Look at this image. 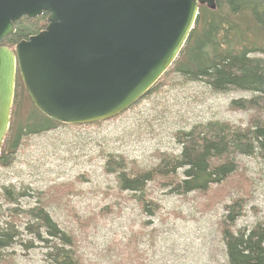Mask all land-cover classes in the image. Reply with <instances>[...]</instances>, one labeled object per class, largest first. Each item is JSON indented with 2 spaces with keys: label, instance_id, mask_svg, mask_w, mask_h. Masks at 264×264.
I'll return each mask as SVG.
<instances>
[{
  "label": "rangeland",
  "instance_id": "rangeland-1",
  "mask_svg": "<svg viewBox=\"0 0 264 264\" xmlns=\"http://www.w3.org/2000/svg\"><path fill=\"white\" fill-rule=\"evenodd\" d=\"M153 86L111 119L60 125L22 138L10 164H0V223L13 221L16 231L7 249L11 261L46 264L50 236L38 219L21 213L40 203L57 228L72 234L81 264H228L218 227L225 205L237 197L246 203L236 228L264 223V162L257 157L238 158L233 178L242 187L228 189L232 192L225 191L210 207V195L173 197L150 185V198L159 207L144 210L104 172L110 154L148 168L156 164L159 152L179 154L178 131L214 120L246 126L251 115L230 105L250 98L249 92L213 94L202 82L190 83L168 72ZM13 102L10 140L18 121L33 110L19 86Z\"/></svg>",
  "mask_w": 264,
  "mask_h": 264
},
{
  "label": "trees",
  "instance_id": "trees-1",
  "mask_svg": "<svg viewBox=\"0 0 264 264\" xmlns=\"http://www.w3.org/2000/svg\"><path fill=\"white\" fill-rule=\"evenodd\" d=\"M46 17L43 13L20 18L13 24L14 33L0 41V46L13 50L20 41L42 31L47 25ZM170 67L165 73H174L190 83L202 82L213 94L232 90L251 93L250 98L230 104L233 109L250 111L247 125L234 126L218 120L194 124L175 134L181 145L179 154L159 152L156 164L148 168L110 154L105 159L104 172L112 175L118 189L129 193L144 210L159 207L150 198L152 189L173 197L210 195L206 203L210 207L212 200H219L228 189L242 187L241 181L233 178L239 157H257L264 162V0H216L214 10L199 6L194 27ZM18 86L24 90L17 73L15 88ZM14 117L12 106L10 127L0 153V164L4 166L10 164L11 154L22 138L66 125L47 118L33 106L30 115L18 121L10 140ZM46 207L40 203L21 211L26 218L38 219L50 236L44 253L46 264H81L74 237L57 228ZM245 207L244 199L237 197L225 205L218 224L227 262L264 264V223L235 227ZM15 237L13 221L0 223V264H15L7 253Z\"/></svg>",
  "mask_w": 264,
  "mask_h": 264
},
{
  "label": "water",
  "instance_id": "water-1",
  "mask_svg": "<svg viewBox=\"0 0 264 264\" xmlns=\"http://www.w3.org/2000/svg\"><path fill=\"white\" fill-rule=\"evenodd\" d=\"M216 0H0V41L14 22L46 27L0 46V153L16 75L47 118L67 125L111 119L139 101L178 57L199 13Z\"/></svg>",
  "mask_w": 264,
  "mask_h": 264
}]
</instances>
